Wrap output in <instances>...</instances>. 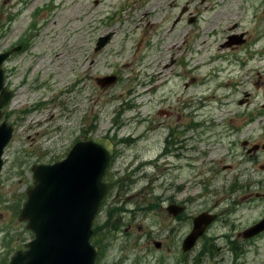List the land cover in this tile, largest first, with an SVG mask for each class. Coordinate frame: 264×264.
Returning <instances> with one entry per match:
<instances>
[{"label":"rangeland","instance_id":"1","mask_svg":"<svg viewBox=\"0 0 264 264\" xmlns=\"http://www.w3.org/2000/svg\"><path fill=\"white\" fill-rule=\"evenodd\" d=\"M137 1L0 0V53L22 41L29 46L4 65L5 84L15 94L3 109L14 132L0 175V264H9L34 238L18 218L34 183L33 166L65 159L94 126L88 136L112 140L121 153L105 177L115 191L93 226L91 242L100 249L96 264H133L139 257L136 264H172L166 249L177 225L167 207L174 198L197 201L192 214L215 201L217 212L233 209L226 225L213 227V236L230 238L262 218L264 204L248 193L264 179V153L251 163L248 147L264 144V58L240 65L236 53L245 57L246 49L225 45L245 33L251 44L261 37L257 48L264 51V0H209L204 6L200 0H172V32L163 36L161 55L157 37L142 29L141 12L113 23L110 30L117 34L95 56V42L107 32L94 29L96 20L114 12L110 4L130 8ZM188 6L200 12L198 23L189 24ZM182 8L185 15L175 25ZM146 40L154 49H145ZM110 75L119 78L116 84L101 82ZM250 113L260 116L252 125ZM171 142L173 156L158 163ZM150 177L156 179L152 186ZM149 239L162 241L165 250H150Z\"/></svg>","mask_w":264,"mask_h":264},{"label":"water","instance_id":"2","mask_svg":"<svg viewBox=\"0 0 264 264\" xmlns=\"http://www.w3.org/2000/svg\"><path fill=\"white\" fill-rule=\"evenodd\" d=\"M112 37V34L101 37L97 51L105 48ZM230 40L225 47L234 44V39ZM21 50L22 47H17L0 54V121L2 109L12 99V93L5 86L3 65L12 54ZM101 82L114 84L116 77H106ZM239 104L242 106L244 103L240 101ZM12 133L13 128L7 122L0 124V173ZM112 152L113 147L107 140L80 142L65 160L34 167L35 185L28 192V202L21 212L20 221L28 223L27 229L34 233L35 239L26 245L25 252H18L10 264H95L97 249L91 246L90 239L94 219L108 192L109 186L103 182V177ZM182 210L172 205L168 208L174 215ZM212 222L207 214L196 218L195 227L184 242L186 251L194 247ZM263 231L264 219L247 230L245 235L254 237ZM156 246L159 247V243Z\"/></svg>","mask_w":264,"mask_h":264},{"label":"flooded vegetation","instance_id":"3","mask_svg":"<svg viewBox=\"0 0 264 264\" xmlns=\"http://www.w3.org/2000/svg\"><path fill=\"white\" fill-rule=\"evenodd\" d=\"M208 2L209 0H200L199 6H204L206 4L205 2ZM189 6L191 5L188 4ZM119 6V5H118ZM188 6V7H189ZM185 8V6L183 7ZM182 8V9H183ZM181 9V10H182ZM190 9V7H189ZM143 12V14L140 17L141 21L146 22V25L142 28L144 32L147 33V37H149L152 33L153 36H156L158 39V46L156 48L157 54L161 55V47L164 43L163 36L166 35L168 32H172V0H140L137 5H134L132 7H126V6H119L117 10L114 12L110 11L108 16L104 20H100L99 22L96 20V23L100 24V27H95L97 30H101L102 28L107 30V32L114 31L117 33L116 30H110L112 27V24H116L121 22H124V20L128 17H133L134 15H138V13ZM189 12V10H188ZM189 14L191 16L187 17V20L190 24V20H194V22H199V16L200 12L194 14L193 11H191ZM91 16H93L91 12ZM184 16V15H183ZM182 16V18H183ZM181 18V19H182ZM239 25L236 24V28L238 29ZM152 28V29H151ZM106 32V33H107ZM105 34V33H104ZM234 35H241L240 33H235ZM246 37V38H245ZM261 37L258 39H255L251 44V38H249L245 33L243 38H238L237 40L234 39L233 42H235V45L231 47L233 50H243L246 49L245 57L241 55V53H236L237 56L235 57V62H237L240 65L246 66L248 62H257L258 58H264V51H260L257 48V44L260 41ZM22 43V44H21ZM144 44L149 45V47L145 48L146 50L154 49V46H152V43L149 40H146L143 42ZM23 47V52L28 51L29 46L27 45L26 41H22L19 44ZM13 49V48H11ZM94 54L96 56V51L94 48ZM100 54V53H99ZM98 55V54H97ZM96 57L91 61V66L95 65ZM143 61V60H142ZM172 66V63L170 65H167L166 68H169ZM148 84V80L145 79L140 83V86L142 88H145ZM13 92V97L15 92ZM251 99L249 98V104ZM166 115L165 117H169L172 115L169 112H159V115ZM261 116V117H260ZM260 116L252 115L250 113L249 119H248V125H252L257 122V117L263 118L264 117V110H262V113ZM259 125L264 126V121L259 122ZM233 130V129H232ZM96 131V126H94L92 129L88 131V135H90L91 132ZM171 139H172V130H171ZM84 135L79 138L78 141H88L92 139V135L88 136ZM77 141V142H78ZM112 141V140H111ZM113 142V141H112ZM114 144V143H113ZM115 145V144H114ZM167 143H165L166 147ZM249 160L251 163H256V157L264 153V144H261L259 142L250 144L249 142ZM117 146L114 147V154L111 157V160L108 165V172L109 168L112 165L113 161L115 160V157L117 154L121 155V153H117ZM167 152L163 153L162 156L157 158V162L162 158H165L167 156H173L172 154V142L169 144ZM175 151V150H174ZM179 157V156H178ZM181 159H186L183 156L180 157ZM263 170H264V164H262ZM108 172L106 173V176L108 175ZM156 181L154 178L150 177V185H153V182ZM109 191L108 196H110L111 193L115 191L116 185H113L109 183ZM179 193L180 191H175V193ZM191 194V193H190ZM194 194V193H192ZM207 194L210 195H217L218 192L211 191L207 192ZM249 199L252 202H260L264 204V179L260 182V188L259 189H252L248 193ZM177 199H172V202L169 204L172 206H177L180 208H183V210L178 214L174 215V213H170L168 211L169 206L167 207V212L170 216H172V222L177 225V229H174L172 227V248L166 249V252L168 254L172 251V256H174V259L172 260V264H219L220 262H224L226 259L229 260V264H264V231L260 234L254 236V237H246L245 233L250 228L254 227L256 224H258L260 221L264 219V211L262 212L263 216L262 218L251 225L250 227L244 229L243 231H237L234 236L230 238H226L223 234H220L218 236H213L211 234L213 227L218 224H224L226 225L229 217L231 214H233V209L230 210H223L221 212L215 211V208H217V205L220 203L219 201L214 202V206H212L210 209H205L202 211L197 212L196 214L188 213L190 212V208L192 205L197 204V201H192L186 199L185 201H175ZM264 207V206H263ZM210 215L213 222L206 227L205 232L203 235L197 240L194 247L186 251L184 249V242L188 238V236L191 234L195 227V220L196 218H199L201 215ZM1 217V214H0ZM189 226L188 230L186 232L183 231L184 227ZM227 242V246L223 244V242ZM156 243H160L159 247L156 246ZM146 246L149 247L150 250H156L158 252L164 251V245L163 242L160 240H153L149 239L146 243ZM99 249V246L97 247ZM100 251V249H99ZM131 257V250L126 251L124 255L123 261L126 259H129ZM142 257H139V259L133 264H136L140 262ZM160 264H165L164 259L159 260Z\"/></svg>","mask_w":264,"mask_h":264},{"label":"bare ground","instance_id":"4","mask_svg":"<svg viewBox=\"0 0 264 264\" xmlns=\"http://www.w3.org/2000/svg\"><path fill=\"white\" fill-rule=\"evenodd\" d=\"M205 79V78H204ZM204 79L203 80H200V82L203 84L205 81H204ZM81 106V105H80Z\"/></svg>","mask_w":264,"mask_h":264}]
</instances>
